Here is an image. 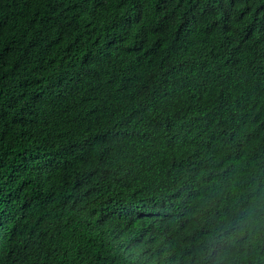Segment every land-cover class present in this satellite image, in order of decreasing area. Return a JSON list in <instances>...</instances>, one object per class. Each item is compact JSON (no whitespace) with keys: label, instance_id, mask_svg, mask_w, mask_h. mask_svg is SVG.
Returning a JSON list of instances; mask_svg holds the SVG:
<instances>
[{"label":"trees","instance_id":"obj_1","mask_svg":"<svg viewBox=\"0 0 264 264\" xmlns=\"http://www.w3.org/2000/svg\"><path fill=\"white\" fill-rule=\"evenodd\" d=\"M264 0H0V264H264Z\"/></svg>","mask_w":264,"mask_h":264},{"label":"clouds","instance_id":"obj_2","mask_svg":"<svg viewBox=\"0 0 264 264\" xmlns=\"http://www.w3.org/2000/svg\"><path fill=\"white\" fill-rule=\"evenodd\" d=\"M261 230H264V210L255 218L250 214L248 219L241 217L228 221L224 225L222 235L232 243L238 242L243 237H247L251 242Z\"/></svg>","mask_w":264,"mask_h":264}]
</instances>
